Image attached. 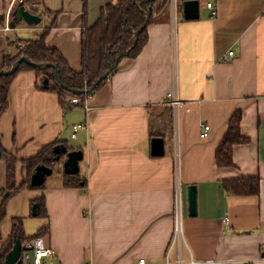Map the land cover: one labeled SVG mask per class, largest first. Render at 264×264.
Masks as SVG:
<instances>
[{"label": "crops", "instance_id": "crops-1", "mask_svg": "<svg viewBox=\"0 0 264 264\" xmlns=\"http://www.w3.org/2000/svg\"><path fill=\"white\" fill-rule=\"evenodd\" d=\"M185 1L155 0L147 44L137 57L120 61L87 108L65 112L35 71L13 79L0 136L18 159L17 184L24 181L22 161L56 141L83 151L84 182L67 187L62 171L43 188L25 187L8 204L3 242L12 235L13 220L21 218L27 237L47 227L42 237L63 264H134L142 258L164 264L174 232L178 171L186 206L182 259L264 264V0H215L216 18L198 0L195 20L185 18ZM115 2L41 0L36 13L24 4L41 17L29 25L16 22L17 3L10 8L0 0V70L6 55L25 45L20 40H36L50 27L47 46L81 71L84 31ZM8 22L15 27L5 31ZM171 92L182 102L178 117L167 100ZM236 110L242 111L241 133L249 141L235 145L233 167H219L216 152ZM82 123L88 128L72 138L73 125ZM202 123L211 128L204 139ZM156 137L164 140L163 156L152 155ZM244 178L260 179L258 195L225 192L223 181ZM6 184V163L0 161V189ZM191 185L197 188L194 217L187 200ZM43 196L45 215L39 216L34 202ZM179 255L174 247L168 257L176 262Z\"/></svg>", "mask_w": 264, "mask_h": 264}, {"label": "trees", "instance_id": "trees-1", "mask_svg": "<svg viewBox=\"0 0 264 264\" xmlns=\"http://www.w3.org/2000/svg\"><path fill=\"white\" fill-rule=\"evenodd\" d=\"M41 0H24V4L31 12L36 13V6ZM19 4L15 5V7ZM153 0H117L115 3L106 5L101 10V16L97 22L83 34V56L82 69L75 71L71 68L62 53L57 49L47 46L46 40L50 27L45 28L38 39L33 41L20 40L24 43L23 48L15 56L6 55L3 69L10 70L15 61L23 56L30 58L31 62L44 66L35 67L25 62L21 63L17 71L12 75H0V118L4 111L9 107V93L13 79L23 70L35 71L38 75L48 81L41 85L42 89L51 90L57 93L59 102L65 112L74 108L68 104L67 100L78 97L83 100L87 95H93L103 86L107 79L117 70L120 61L126 57L135 58L139 55L148 41L147 26L152 21ZM14 12H12V16ZM57 13L55 14V18ZM149 17V20L147 19ZM53 25V24H52ZM143 26L144 29L136 37L135 34ZM135 40L137 43L134 44ZM51 65V67H48ZM59 71V73H58ZM108 76L101 80V78ZM59 76L61 77L59 80ZM101 80V81H100ZM97 82H99L98 85ZM87 89V92L85 90ZM242 111L236 110L229 122L227 130L220 142L216 152V161L219 167H233V151L235 145L247 143L248 138L241 133ZM56 141L44 147L36 156L24 159V181L17 184V162L18 159L3 147L0 136V161L6 163L5 188L0 189V242H3L1 232V222L7 215V207L11 199L27 188H43L31 186V176L36 167L40 164L53 167L52 160L56 155L53 152ZM84 182L80 174L65 175L64 185L67 187H78ZM223 188L226 193L237 195H258L260 192L259 178L230 179L223 181ZM39 207V216H44V196L35 200ZM47 231V227L39 231L32 237H27L23 227V219L15 218L13 220L12 235L4 241L0 248V264L6 259L8 253L12 250L15 239L19 238L23 244V253L28 250L26 244L32 238L42 237Z\"/></svg>", "mask_w": 264, "mask_h": 264}, {"label": "water", "instance_id": "water-1", "mask_svg": "<svg viewBox=\"0 0 264 264\" xmlns=\"http://www.w3.org/2000/svg\"><path fill=\"white\" fill-rule=\"evenodd\" d=\"M155 1V0H153ZM15 18L16 22H19L21 20H24L29 25H36L41 22V17L38 15H35L31 13L29 10H27L24 6V1H20L18 4V7L15 10ZM184 15L185 18L188 20H195L200 18V2L198 0H188L184 2ZM149 20V17L147 18ZM10 23L11 27H15V23ZM145 26H143L139 31L136 32L135 36L137 37L141 31L144 29ZM137 43V40H135L134 44ZM27 63L29 65L39 67L41 65L35 64L31 62L30 58L27 56H23L17 61L14 62L12 65V68L10 70L2 69L0 70V75H12L14 74L19 65L21 63ZM44 67V66H41ZM48 67H51V65H48ZM59 73V71H58ZM108 74H105L102 78H106ZM59 76V80H60ZM100 80V81H101ZM48 83L47 80H45L44 84L46 85ZM99 82H97L96 85H98ZM55 157V162H59L62 160V157L64 156L63 161V171L66 175H77L80 172V162L84 159V153L82 150H76V149H69L67 145L65 144H57L53 149ZM165 154V143L163 138L156 137L152 140V155L159 157L163 156ZM54 172V168L47 166L45 164H40L36 167L34 173L31 176V186L32 187H41L45 184L47 178L51 176ZM187 200H188V210L189 215L191 217H194L197 215V188L194 185H191L187 189ZM22 253H23V244L21 239L16 238L14 246L12 250L8 253L6 256L5 261L3 264H22Z\"/></svg>", "mask_w": 264, "mask_h": 264}, {"label": "built area", "instance_id": "built-area-1", "mask_svg": "<svg viewBox=\"0 0 264 264\" xmlns=\"http://www.w3.org/2000/svg\"><path fill=\"white\" fill-rule=\"evenodd\" d=\"M17 1L22 0H6V2L10 5V8L17 3ZM206 7L211 11L212 18H216L218 15V10L216 6L215 0H204ZM175 4V3H174ZM11 30V26L9 22L5 26V31ZM21 46L20 48H23ZM229 56H233V52H229ZM228 60V58H226ZM87 92V89L85 90ZM86 97L81 100L78 97H74L68 99L67 102L71 106H83L87 108V102L90 99L91 95H87ZM167 100H169L170 104L173 106L175 110V116L178 117L179 108L182 105L181 100L178 96L173 92L167 95ZM88 126L86 123L82 124H75L73 125L72 131V138H77V132L80 129H87ZM210 126L208 124H201V138H207L210 132ZM175 204H174V232L173 237L171 240V244L169 246V252L172 248L177 247L179 250V257L176 262H171L170 258L167 255V260L164 264H199L200 262H195L194 260H190L189 262H185L181 256V248L185 243V234H184V215H185V200H184V193L180 181V174L177 171V179L175 183ZM27 252L22 254L21 260L22 264H63L61 261L58 260L57 252L51 246L47 245L46 241L43 237H34L28 244L26 245ZM83 264H93V263H83ZM134 264H150L145 259H140L138 262Z\"/></svg>", "mask_w": 264, "mask_h": 264}, {"label": "rangeland", "instance_id": "rangeland-1", "mask_svg": "<svg viewBox=\"0 0 264 264\" xmlns=\"http://www.w3.org/2000/svg\"><path fill=\"white\" fill-rule=\"evenodd\" d=\"M20 47H21V45H19V48H20ZM71 117H72V116H71ZM66 138L69 140V144H70V146H71V145L73 144V143H72L73 140L71 139L70 135H69V134L66 135ZM62 171H63L62 168H60V167H56L55 172H54L51 176H49V177L47 178L45 185H48V184H50L51 182H53V181L58 177V175H59ZM36 219H37V218H36Z\"/></svg>", "mask_w": 264, "mask_h": 264}, {"label": "flooded vegetation", "instance_id": "flooded-vegetation-1", "mask_svg": "<svg viewBox=\"0 0 264 264\" xmlns=\"http://www.w3.org/2000/svg\"><path fill=\"white\" fill-rule=\"evenodd\" d=\"M63 161H64V156L62 157V160H60L59 162H55L54 160H52L51 164L53 165V168L56 169L57 166H59L60 168L63 169ZM64 176V175H63Z\"/></svg>", "mask_w": 264, "mask_h": 264}]
</instances>
